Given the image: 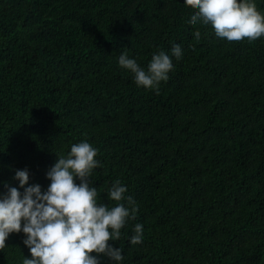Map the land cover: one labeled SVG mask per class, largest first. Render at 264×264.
Masks as SVG:
<instances>
[{
	"label": "trees",
	"instance_id": "16d2710c",
	"mask_svg": "<svg viewBox=\"0 0 264 264\" xmlns=\"http://www.w3.org/2000/svg\"><path fill=\"white\" fill-rule=\"evenodd\" d=\"M194 11L184 0H0V196L25 168L46 191L57 157L87 139L99 202L115 205L118 179L138 205L109 241L119 264H264V37L218 38L188 23ZM173 45L182 56L158 91L118 64L127 52L146 69ZM24 239L9 234L0 264L31 258Z\"/></svg>",
	"mask_w": 264,
	"mask_h": 264
},
{
	"label": "clouds",
	"instance_id": "9594fccd",
	"mask_svg": "<svg viewBox=\"0 0 264 264\" xmlns=\"http://www.w3.org/2000/svg\"><path fill=\"white\" fill-rule=\"evenodd\" d=\"M184 3L195 10L188 23L210 25L218 38L230 42L247 38L253 42L264 37V14L257 10L254 0ZM194 36L199 40L201 33L196 31ZM181 56V47L173 45L171 56L163 50L154 53L146 69L129 58L127 52L120 54L118 64L134 74L137 86L158 91L159 83L167 81L174 69L172 57ZM97 155L98 149L87 139L73 144L46 173L50 180L46 191L39 184L28 185L27 168L15 170L13 179L19 181L23 192L5 185L7 192L0 196V250L6 247L10 233L22 231L26 236L23 243L31 256L24 257L22 264H100L101 255L119 264L124 258L122 249L109 241L120 239L121 229L136 219L138 205L125 195L127 187L118 179L107 192V198L115 205L99 202L100 192L90 179L93 170L101 166ZM133 231L130 243H142V224L136 223Z\"/></svg>",
	"mask_w": 264,
	"mask_h": 264
}]
</instances>
